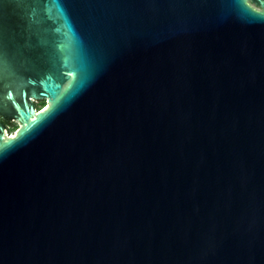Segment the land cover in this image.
Wrapping results in <instances>:
<instances>
[{
	"label": "water",
	"instance_id": "water-1",
	"mask_svg": "<svg viewBox=\"0 0 264 264\" xmlns=\"http://www.w3.org/2000/svg\"><path fill=\"white\" fill-rule=\"evenodd\" d=\"M0 47V264H264V0H0Z\"/></svg>",
	"mask_w": 264,
	"mask_h": 264
},
{
	"label": "flooded vegetation",
	"instance_id": "flooded-vegetation-1",
	"mask_svg": "<svg viewBox=\"0 0 264 264\" xmlns=\"http://www.w3.org/2000/svg\"><path fill=\"white\" fill-rule=\"evenodd\" d=\"M30 104L33 105L35 112L43 110L47 106L46 100H33L31 99ZM13 116H0V133L16 134L20 129L21 124Z\"/></svg>",
	"mask_w": 264,
	"mask_h": 264
},
{
	"label": "snow or ice",
	"instance_id": "snow-or-ice-1",
	"mask_svg": "<svg viewBox=\"0 0 264 264\" xmlns=\"http://www.w3.org/2000/svg\"><path fill=\"white\" fill-rule=\"evenodd\" d=\"M3 62V51H2V47H0V64H2Z\"/></svg>",
	"mask_w": 264,
	"mask_h": 264
},
{
	"label": "rangeland",
	"instance_id": "rangeland-1",
	"mask_svg": "<svg viewBox=\"0 0 264 264\" xmlns=\"http://www.w3.org/2000/svg\"><path fill=\"white\" fill-rule=\"evenodd\" d=\"M10 134L9 133H6L5 135H3L4 136V138L5 139H7L8 137L10 138V137H13L14 136V134L12 133L10 136H9Z\"/></svg>",
	"mask_w": 264,
	"mask_h": 264
}]
</instances>
